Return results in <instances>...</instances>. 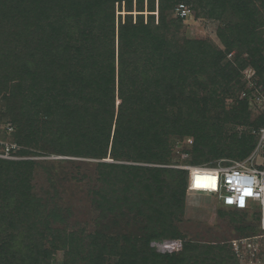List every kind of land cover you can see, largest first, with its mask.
<instances>
[{
  "label": "trees",
  "instance_id": "16d2710c",
  "mask_svg": "<svg viewBox=\"0 0 264 264\" xmlns=\"http://www.w3.org/2000/svg\"><path fill=\"white\" fill-rule=\"evenodd\" d=\"M181 1L195 13L203 10L205 17L222 21L217 33L224 48L208 39L180 45L167 36L170 14L185 4ZM123 4L128 11H144L147 4L151 12L147 17L138 14L136 22L129 14L117 29L116 5ZM156 9L158 23L152 13ZM263 9L264 0H0V21L9 26L0 34L21 41L19 62L6 70L0 64V119H10L16 127L14 140L27 146L22 155L40 147L47 154L101 158L111 147L115 159L165 163L172 155L169 137L193 136L194 163L225 156L244 160L258 136L239 133L236 126L258 129L264 114L250 107L255 88H247L245 98H238L230 110L224 96L245 89L242 70L248 64L257 69L264 90ZM5 39V51L15 53ZM253 112L259 115L250 120ZM37 164L0 157V264H51L54 251L61 248L64 264L85 259L101 264L104 254L119 256L116 264H185L199 257V250L205 251L200 264H240L225 244L186 241L172 254L150 246L153 238L181 235L173 216L185 207L187 171L175 181L177 173L172 172L171 184L165 176L169 169L99 163L104 183L108 170L123 171L117 177L120 186L102 193L101 214L138 207L142 214L152 211L155 222L150 225L154 233L130 248L116 249L121 239L103 231L89 235L84 229L55 226L66 222V216L34 192ZM125 168H130V178ZM158 222L163 228L157 231ZM245 227L247 231L249 225ZM8 229L9 238L4 236ZM18 256L21 263L15 261Z\"/></svg>",
  "mask_w": 264,
  "mask_h": 264
},
{
  "label": "rangeland",
  "instance_id": "374dc122",
  "mask_svg": "<svg viewBox=\"0 0 264 264\" xmlns=\"http://www.w3.org/2000/svg\"><path fill=\"white\" fill-rule=\"evenodd\" d=\"M181 3H185L191 10L189 17L183 22L176 21L175 18L179 16L176 14L175 7V11L170 14V17L172 18L170 19L172 25L171 28L166 31L167 36L169 38H176L180 45H184L189 39H208L216 43L220 48H224V45L217 33L222 21L205 17L203 10L199 11V13L197 10V13H195L192 11V8L194 7H192L191 4L186 3L185 1H181ZM150 12L151 11L147 8V4L144 11L137 10L136 7H134L131 11H128L124 4L121 8L119 5H116V27L118 29L120 23L124 22L129 14L133 15L134 21L136 22V16H138V14H144L145 17H147ZM152 13L156 15L158 23L159 9L152 11ZM262 14L264 17V9L262 10ZM6 16L7 15H5V17ZM0 28H2L0 31L3 32L9 28V26L3 23V21H0ZM5 38L9 41V43H7L8 48L16 47L15 53L8 54L5 51L2 43ZM20 50L21 41L19 39H17L14 35L5 33L0 34V64H2L5 70L6 68H12V65L17 63V61L19 62L17 56H21ZM234 52L235 51L230 53L228 58H232V54ZM1 72L3 71H0V73ZM3 76V74H0V77ZM242 82H245V89L224 96V106L226 110H230L232 104L235 103L238 98H245V91L247 88H255L256 90L263 87L260 83V76L257 69L251 64H248L242 70ZM116 94V107L118 108L121 101L118 97V89ZM258 115L259 114H255L253 112L250 120L257 119L256 117ZM236 130L239 133L244 131L248 134L251 133L257 135V128L251 125H237ZM15 132L16 127L10 119H0V157L6 159H33L38 162L36 167L33 169L32 175V187L34 192L46 199H49L51 202L50 206H57L64 213V216H66V222L63 221L56 223L55 226L68 229H84V233L89 235H91L90 233L95 234L96 231H103L105 234L121 239V244L119 245L120 247L117 246L116 249H120L121 245H125L127 248H130V245L137 239H142L145 234L148 235L154 233L153 227H150V225H155V222L154 218L149 216L152 214V211L147 210L145 214H142V211L138 207L131 210L129 207H120L112 212L107 211L106 214H101V209L98 208V204L101 203L102 193L107 191L111 192L120 186L118 178L123 174V171L120 170L119 173H116L114 170H108L110 171V173L106 176L108 183H104L99 174V163L127 164L130 166L141 165L152 169H169L168 174L165 176L172 184L171 177L169 175L173 174L172 172L177 173L175 176L176 178L174 179L175 181L177 177L180 176L181 172L187 171L189 173V170L185 166L215 167L221 163L225 164L228 162L224 161V159H237L232 156L212 157L205 162L197 163L196 161V163H194V160L198 155L193 153L195 141L193 136L169 137V145L171 147L172 155L171 158L167 159L169 161L165 163L141 162L135 161L131 158L130 160L115 159L112 157L111 147L108 155L101 158L80 157L58 153L47 154L44 153L43 151L45 150H41L40 147H38L39 149L31 147L29 150H31L32 153L22 155L20 151L26 149L27 146L14 140L13 135ZM130 173V168H125V174L128 178H130ZM180 179L182 178L180 177ZM140 188L141 186L137 189ZM252 205L251 209H236L233 206L224 207L219 201L217 195L197 193L190 191L187 188L184 193L185 207H183L181 211L176 212L177 214L173 216L174 224L177 226L181 235L175 238L170 236L153 238L150 241V246L162 254L163 252L160 251L161 249L153 246L156 241L175 240L179 243V245H177L179 248L177 249V252L175 251V253H178V251L183 248V244L186 241H194L200 244L213 242L225 244L230 246H228L230 250H233V246L230 243L231 239L249 235L243 234L246 232L253 233L256 231L257 227L255 222H257V213L259 214L260 204L252 202ZM243 210H248V212H242ZM99 218H101L100 221ZM161 225L163 224H159V222L156 224L155 228L157 231L163 228V226L159 228ZM245 225H249V229L247 231L244 230L245 228L247 229ZM14 229L16 232H19L21 227H14ZM10 230L11 229H8L4 232L5 237L9 238ZM1 240L2 238L0 236V241ZM16 243L18 242L16 241ZM226 249L229 250L227 247ZM13 250H18V248L15 247ZM199 251L201 252L199 257L194 259L191 258L189 262H186L185 264H195L194 260H197L198 264L202 263L203 258L205 257V251ZM172 253L173 252L170 254ZM84 254H86V250ZM53 255L54 259H51V264L65 263L66 254L64 249H57L54 251ZM235 256L237 257V255ZM118 258L119 256L114 254H104L102 263H100L116 264L118 262ZM15 261H18L17 263H21L19 256ZM230 262L231 261L229 260V264H231ZM76 264H89V262L85 259L79 260ZM92 264H95V262Z\"/></svg>",
  "mask_w": 264,
  "mask_h": 264
},
{
  "label": "built area",
  "instance_id": "2783aa9c",
  "mask_svg": "<svg viewBox=\"0 0 264 264\" xmlns=\"http://www.w3.org/2000/svg\"><path fill=\"white\" fill-rule=\"evenodd\" d=\"M190 12L186 4L176 7L179 16ZM250 107L264 114L263 89H256L250 96ZM256 133L257 145L244 160L224 159L228 162L215 167L185 166L189 170L188 190L217 195L223 205L237 209H251L252 202L260 204L257 231L230 241L240 264H264V121ZM177 245L175 240H165L153 246L171 253L179 248Z\"/></svg>",
  "mask_w": 264,
  "mask_h": 264
},
{
  "label": "snow or ice",
  "instance_id": "6c2138e0",
  "mask_svg": "<svg viewBox=\"0 0 264 264\" xmlns=\"http://www.w3.org/2000/svg\"><path fill=\"white\" fill-rule=\"evenodd\" d=\"M197 179H199V178H197Z\"/></svg>",
  "mask_w": 264,
  "mask_h": 264
}]
</instances>
